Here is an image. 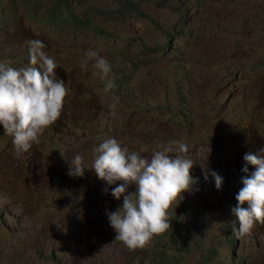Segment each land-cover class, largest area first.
<instances>
[{"label": "rangeland", "instance_id": "obj_1", "mask_svg": "<svg viewBox=\"0 0 264 264\" xmlns=\"http://www.w3.org/2000/svg\"><path fill=\"white\" fill-rule=\"evenodd\" d=\"M126 1L0 0V63H25L40 37L72 87L64 104L37 82L45 106L2 118L0 264H155L167 237L127 243L107 228L110 197L93 174L107 168L109 135L145 156L190 143L199 183L175 205L190 227L173 244L182 264H264V225L233 238L226 196L237 135L253 144L264 129V0ZM24 123L49 130L31 154L6 135Z\"/></svg>", "mask_w": 264, "mask_h": 264}, {"label": "clouds", "instance_id": "obj_2", "mask_svg": "<svg viewBox=\"0 0 264 264\" xmlns=\"http://www.w3.org/2000/svg\"><path fill=\"white\" fill-rule=\"evenodd\" d=\"M117 1L125 7L128 5L126 0ZM62 3L67 0H56L55 6L61 9ZM60 70L59 60L40 37L31 41L25 63H0V104L9 105L8 111L3 116L0 114V132L5 133L2 121L5 115L18 116L28 107L45 106L36 93L37 82L52 87L64 104L70 99L71 84ZM77 113L87 115L85 103H80ZM48 132L44 127L24 123L15 140L6 135L13 145L20 146L19 150L31 154ZM107 137L111 149L100 153L107 168L102 174H92L94 180L102 179L101 184L110 197L106 218L111 236L127 243L141 242L156 233L166 237L183 223L175 212L176 203L199 183L198 161L190 143L182 144L176 151L171 145L161 146L145 156L137 150L127 151L118 136ZM236 141L239 142L234 159L237 171L226 193L227 216L231 236L241 239L243 230L252 233L264 225V129L256 134L253 144L245 143L238 135ZM211 175L215 188L226 184L219 171L209 174L203 168V177L212 179Z\"/></svg>", "mask_w": 264, "mask_h": 264}, {"label": "trees", "instance_id": "obj_3", "mask_svg": "<svg viewBox=\"0 0 264 264\" xmlns=\"http://www.w3.org/2000/svg\"><path fill=\"white\" fill-rule=\"evenodd\" d=\"M189 233H190L189 226L181 225V223L178 224L177 227L171 230L166 236L169 240L170 245L165 246L164 248H161L159 250L155 249L153 251L154 252L153 262L155 264H182L181 255L179 251L174 247L173 244H175L178 241L177 234L181 236L182 238H187ZM210 258H211V252L206 254L203 260H209Z\"/></svg>", "mask_w": 264, "mask_h": 264}]
</instances>
